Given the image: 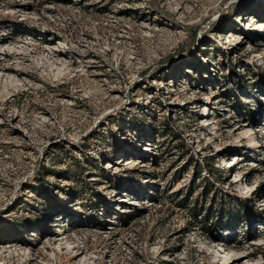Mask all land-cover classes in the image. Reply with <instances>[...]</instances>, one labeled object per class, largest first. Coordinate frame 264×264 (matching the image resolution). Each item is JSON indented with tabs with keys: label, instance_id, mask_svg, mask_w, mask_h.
Returning a JSON list of instances; mask_svg holds the SVG:
<instances>
[{
	"label": "rangeland",
	"instance_id": "374dc122",
	"mask_svg": "<svg viewBox=\"0 0 264 264\" xmlns=\"http://www.w3.org/2000/svg\"><path fill=\"white\" fill-rule=\"evenodd\" d=\"M261 210L264 0H0V264H264Z\"/></svg>",
	"mask_w": 264,
	"mask_h": 264
},
{
	"label": "trees",
	"instance_id": "16d2710c",
	"mask_svg": "<svg viewBox=\"0 0 264 264\" xmlns=\"http://www.w3.org/2000/svg\"><path fill=\"white\" fill-rule=\"evenodd\" d=\"M210 189L212 190V188H208L207 191H209ZM215 195H213V197H212V199L214 201V205L217 206L218 209H221V208H219V206L221 207L223 204H225L224 199L221 202H219L218 200L215 199ZM236 199L242 200V198L239 196H236ZM204 207H205L204 205H201V208H200V210H201L200 214H202V217L204 216V218H208L209 215H213V220L209 225H212L213 223H215L217 221V218L219 219L220 217H222L223 212L221 210H220L221 212L219 214V213H217L218 209L215 210L214 207H212V208L210 207L208 209L206 207H205L206 209H204ZM259 214L263 215V217H262V219H263L264 218V210L259 211Z\"/></svg>",
	"mask_w": 264,
	"mask_h": 264
}]
</instances>
